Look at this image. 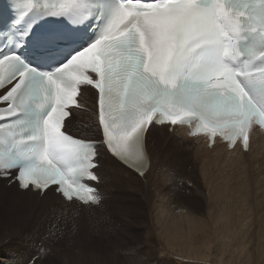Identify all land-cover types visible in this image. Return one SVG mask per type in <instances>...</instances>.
I'll list each match as a JSON object with an SVG mask.
<instances>
[{
    "label": "snow or ice",
    "instance_id": "6c2138e0",
    "mask_svg": "<svg viewBox=\"0 0 264 264\" xmlns=\"http://www.w3.org/2000/svg\"><path fill=\"white\" fill-rule=\"evenodd\" d=\"M32 17L0 51V179L99 204L101 149L134 170L156 125L191 124L248 144L264 127V0H13ZM64 21L23 48L40 20ZM95 90L100 139L69 134L78 93ZM140 175H144L140 171Z\"/></svg>",
    "mask_w": 264,
    "mask_h": 264
},
{
    "label": "rangeland",
    "instance_id": "374dc122",
    "mask_svg": "<svg viewBox=\"0 0 264 264\" xmlns=\"http://www.w3.org/2000/svg\"><path fill=\"white\" fill-rule=\"evenodd\" d=\"M75 109L82 110L81 107ZM78 121L75 116L71 125L79 126ZM162 128L165 132H172L166 129L165 125ZM78 130L79 128L77 131L69 128V133L79 137H91L93 140L99 138L92 133L84 135ZM150 132L151 138H147V145L151 146L154 154L159 142L154 136L158 131L151 129ZM167 145L168 151L154 155L155 165L148 175L152 186L147 208L146 201H143L145 190L134 185L128 187L123 172L108 162L106 156L109 155L101 152L98 173L100 183L89 181L92 185L95 184L96 186H93L102 194L99 204L89 205L91 208L101 206V209L86 215L84 212H78L82 213L83 219L79 222L75 220L73 224L63 223L56 218L54 221L57 223L53 222L52 231L32 229L29 227V220L35 217V210L45 211L47 207L34 203L28 205L25 201H16L14 204L8 195L0 194L1 236L6 229L12 232L10 238L13 240L16 233H21V237L31 236L33 233L34 239L28 248L41 249L46 245L49 249L56 248L57 264H65L69 253L71 264H109L107 258L118 249L121 250L120 260L114 264H264V151L259 155L243 150L244 155L226 154L219 147L216 151L205 152L197 147L196 142H186L180 136H176L173 141L168 139ZM148 150L150 152V148ZM204 161H207L206 164H203ZM212 165L216 167L213 168ZM216 174L220 178L216 177ZM6 180L8 181L4 179L3 186L7 184ZM37 234L43 235L45 239H41ZM190 241H196L198 244L204 241L208 249L202 253L188 251L185 244ZM3 243H0V247L9 245L5 244L7 241ZM19 250L25 252L23 248ZM36 252L38 253H32L34 255L28 257L26 264H33L36 259L41 263L50 264V251ZM126 252H130L131 260ZM101 253L105 257H101ZM5 262L0 259L1 264Z\"/></svg>",
    "mask_w": 264,
    "mask_h": 264
},
{
    "label": "bare ground",
    "instance_id": "6f19581e",
    "mask_svg": "<svg viewBox=\"0 0 264 264\" xmlns=\"http://www.w3.org/2000/svg\"><path fill=\"white\" fill-rule=\"evenodd\" d=\"M79 98H80V102H79V106L82 108V110H76L74 111V115L77 116V118L79 119V123L80 125L79 126H74V125H70L69 128H73L75 129V131H77V128H79L78 132L84 134V135H90V133H92L93 135L99 137L98 139H100V134L98 132V112H97V96H96V93H95V90H89V91H86L83 93V95H79ZM163 125L161 126H155V127H152L151 129L152 130H156L158 131L157 135L154 136V138H157L159 139V142L157 143V146L155 148V152L153 154L152 152V148L151 146H148L147 145V140H146V153H147V158H148V161H149V166H148V169L146 170V172L144 173V175H140V174H137L136 172L132 171V170H129L127 169L126 167L120 165L118 162H115L114 159L111 157L110 153L106 152V150L104 149H101V152L103 154H106V155H109V156H106L108 162L114 166H116V168L118 170H121L123 172V176L127 179H125V183L128 187H132L133 185L134 186H137V187H141L142 190H145V192H143L144 194V198L145 200L143 201H146V208L149 204V201H150V198H151V180L149 181L148 180V175L152 169V166L155 165V153L159 152L161 155V152L162 154H164L163 151L165 150H169V147L167 145V140L169 139V141H173V139L176 137V136H180V138L186 142H196L198 144L197 147H199L202 151H205V152H208V151H216L219 147L226 153V154H239V155H244L245 153H243V151L241 150L239 144L237 143L235 145V147L232 149V150H227L226 149V144H222V143H219V142H216L212 147L211 149H209L206 145V142L203 140V137L202 136H197V137H188L187 136V133H188V128L183 126V125H175L172 129V132L171 133H168L167 131L165 132L163 130ZM166 129H170L169 125L166 126ZM252 131V134L249 135V143H248V149H247V153L249 154H255V155H259L261 154L263 151H264V133L263 132H258L255 128H251L250 129V132ZM151 132H149L147 138H151ZM71 135H73L74 137H77V138H84V139H87V140H93L91 137H79V136H76L72 133H69ZM153 138V139H154ZM96 139V140H98ZM166 141V142H165ZM155 146V145H154ZM150 148V152H149V149ZM152 152V154H151ZM210 160V159H209ZM202 162V161H201ZM207 161H204L203 164L205 163L206 164ZM212 163V162H210ZM216 163V162H215ZM208 164V163H207ZM223 165V164H222ZM202 166V164L200 165ZM206 169H208L206 167V165H204ZM208 166V165H207ZM213 166V165H212ZM215 166V165H214ZM213 166V168H214ZM231 166V165H230ZM216 167V166H215ZM223 167V166H222ZM251 167V166H250ZM210 168V167H209ZM212 168V169H213ZM219 168V167H218ZM221 168V167H220ZM203 170L204 167H202ZM201 168L200 170L203 171ZM248 169V168H247ZM209 171H212L210 169H208ZM218 170V169H217ZM242 170V169H241ZM216 171V170H214ZM220 172V170H218ZM224 171V170H222ZM172 173V172H171ZM179 173V172H178ZM201 173V172H200ZM211 173V172H210ZM213 173H216V172H213ZM218 173V172H217ZM188 174V173H187ZM203 174V173H202ZM205 174V173H204ZM157 175H160V174H157ZM181 175V174H180ZM192 175V174H190ZM206 175V174H205ZM212 175V174H211ZM215 175V174H214ZM217 175V174H216ZM161 176V175H160ZM169 176V175H168ZM219 175H217L216 177H218ZM222 176V175H221ZM209 177V176H208ZM224 177V176H223ZM139 178V180H138ZM179 178V177H178ZM220 178V177H218ZM226 178V177H225ZM157 179V177H156ZM192 179V178H191ZM162 180V179H160ZM177 180V179H176ZM187 180V179H186ZM3 181L4 179H0V194H5V195H8L9 196V199L11 200V202L14 204H16L15 202L18 201V202H22V201H25L27 202L28 205H30V203H34L35 205L39 204L40 206L42 205H45L47 208L45 211H39V210H35V217L31 218L29 220V224H30V228L32 229H45V230H48V231H52V225H53V222L54 223H57L56 221H54L56 218L58 220H60L61 222L63 223H71L73 224L75 220H78L81 221V219H83L82 217V213H78V212H84L85 215L86 213H90L93 212V211H96V210H99L101 209L102 207L101 206H96L94 208H91V206L89 205V203H87L86 205H83V204H80L78 203L76 200L74 201H64L58 194L57 195H54L52 193H49L48 196H44L43 194L42 195H39V193L37 192H26V191H20L18 190L17 188V184L16 182L14 183H11L9 185L5 184L3 186ZM7 181V180H6ZM164 181V180H163ZM184 181V180H183ZM153 182V180H152ZM157 183H155V185L158 184V181H156ZM187 182V181H186ZM99 183H100V180H99ZM98 183V184H99ZM153 183V184H154ZM165 183V182H164ZM94 186H96L95 184H93ZM98 187V185H97ZM100 187V186H99ZM98 187V188H99ZM154 187V186H153ZM138 189V188H136ZM139 190V189H138ZM153 190V189H152ZM141 192V191H139ZM142 195V194H141ZM143 197V196H142ZM5 198V197H4ZM142 201V200H141ZM10 202V201H9ZM123 203V202H122ZM128 203V202H127ZM144 203V202H143ZM176 203V202H175ZM8 204V203H7ZM25 204V203H24ZM23 204V205H24ZM33 204V205H34ZM117 204V203H116ZM115 204V205H116ZM120 204V203H119ZM12 205V204H11ZM27 205V206H28ZM26 206V208H27ZM119 206V205H118ZM126 206V205H125ZM144 206V204H143ZM142 206V207H143ZM8 207V206H7ZM12 207V206H11ZM32 207V206H31ZM99 207V208H98ZM34 209V207H32ZM97 208V209H96ZM121 208V207H119ZM130 208V207H129ZM9 209V208H8ZM16 209V208H15ZM25 209V208H24ZM7 210V208H6ZM14 210V209H13ZM178 210V209H177ZM8 211V210H7ZM173 211V210H172ZM13 212V211H12ZM76 213V214H74ZM17 215V214H15ZM84 215V216H85ZM104 215V214H103ZM21 217H22V214H21ZM29 217V216H28ZM96 218V217H95ZM106 219V218H105ZM111 219V218H110ZM26 220V219H25ZM94 220V219H93ZM96 220V219H95ZM107 220V219H106ZM27 221V220H26ZM25 221V222H26ZM89 221V220H88ZM101 222V221H100ZM112 222V221H111ZM15 223V222H14ZM18 223V222H17ZM22 224V222H20ZM119 223V222H118ZM26 224V223H25ZM86 224V223H85ZM123 224V223H122ZM14 225V224H13ZM18 225V224H17ZM16 225V226H17ZM9 226V225H8ZM23 226V225H22ZM80 226V225H79ZM21 227V226H20ZM61 227V225H60ZM4 228V226H3ZM18 229V227H15ZM56 228V227H55ZM67 228V227H66ZM65 228V229H66ZM79 228V227H78ZM85 228V227H84ZM2 229V228H1ZM5 229V228H4ZM22 229V227H21ZM54 229V228H53ZM88 230V229H86ZM44 231V230H43ZM57 231V230H56ZM68 231V230H67ZM84 231V230H83ZM16 232H18L16 230ZM58 232V231H57ZM66 232V231H65ZM86 232V231H85ZM96 232V231H95ZM3 233V232H2ZM12 232L8 231L6 229V231L4 232V234L1 236L0 234V243H3V242H8V243H5V244H9L7 246H1L0 247V259L1 260H5L6 262L4 264H26L27 263V259L28 257L32 255V253H38L36 251H39L41 250L44 251V252H48L50 251V254H45L48 255V261L51 260L50 264H55L56 263V259H57V256H58V252L56 250V248H52V249H49L50 247L48 245L44 246V248H41V249H29L28 248V245L32 244L33 242V237H34V234L32 233L31 236L29 235H25L24 237H21V233H16V237L15 239L13 240L12 238H10V236L12 235L11 234ZM35 233V232H34ZM40 233V232H39ZM63 233V232H62ZM68 233V232H67ZM72 233V232H71ZM82 233V232H81ZM90 233V232H89ZM93 233V232H92ZM147 233V232H146ZM11 234V235H10ZM19 234V236H18ZM49 234V232H48ZM55 234V233H53ZM59 234V233H58ZM51 235V234H50ZM57 236V234H55ZM70 235V234H69ZM76 235V234H75ZM206 235V234H205ZM37 236H39L41 239H45V237L41 234H37ZM72 236V235H71ZM70 236V238H71ZM77 236V235H76ZM69 237V236H68ZM67 237V239H69ZM10 238V239H9ZM82 238V237H81ZM88 238V237H87ZM62 239H66V238H62ZM60 240V239H58ZM200 240V239H199ZM50 241V240H48ZM55 241L56 238H55ZM61 241V240H60ZM77 241V240H76ZM81 241V239H80ZM109 241V240H107ZM205 241V240H204ZM203 241L202 244H198L196 241L195 243L193 241H190L188 242L187 244H185V248L186 250L188 249V251H191V252H196V253H202L203 251L207 250L208 249V245L207 243H205ZM47 242V241H46ZM92 242V241H91ZM202 242V241H201ZM14 243V244H13ZM54 243V242H53ZM104 243V242H103ZM4 244V243H3ZM46 244V243H45ZM74 244V243H73ZM102 244V243H100ZM106 244V243H104ZM57 245V244H55ZM59 245V244H58ZM65 245V244H64ZM68 245V244H67ZM112 245V244H111ZM198 245V246H196ZM210 245V244H209ZM73 246V245H71ZM107 246V245H106ZM115 246V244H114ZM56 247V246H54ZM75 247V245H74ZM110 247V246H109ZM178 247V246H176ZM19 248H23L25 249V252H20ZM60 248V247H59ZM58 248V249H59ZM69 248V247H68ZM67 248V250H68ZM105 248V247H104ZM66 249V247H65ZM109 249V248H108ZM71 250V248H70ZM82 250V249H81ZM61 252V250H59ZM88 251V250H87ZM110 251V250H109ZM119 251H121L120 249L117 250V252H113V255L110 254L109 258H107V261L109 264H114V263H118V261L120 260L119 259ZM125 251V250H124ZM174 251V249H173ZM64 252V251H62ZM89 252V251H88ZM102 252V251H101ZM112 252V250H111ZM66 253V251H65ZM74 253V252H73ZM92 253V252H91ZM106 253V252H105ZM128 253L127 256L129 258V260H131V256H130V252H126ZM125 253V254H126ZM80 254V253H79ZM88 254V253H87ZM99 254V253H98ZM107 254V253H106ZM121 254V253H120ZM123 254V253H122ZM70 255V253H69ZM69 255H67L66 257V262L65 264H71V262L69 261ZM78 255V254H77ZM92 255V254H91ZM109 255V254H108ZM107 255V256H108ZM138 255H140L138 253ZM211 255V254H210ZM89 256V255H88ZM93 256V255H92ZM99 256V255H98ZM105 255L101 253V257ZM15 257V259H14ZM42 256L40 255V258ZM73 257V256H72ZM122 257V256H121ZM125 257V256H124ZM134 257H136L134 255ZM139 257V256H138ZM80 258V257H79ZM93 258V257H92ZM65 259V258H64ZM122 259V258H121ZM127 259V257H126ZM125 259V260H126ZM140 259V258H139ZM207 259V258H206ZM209 259V258H208ZM91 260V259H90ZM100 260V259H99ZM105 260V259H104ZM123 260V259H122ZM134 260V259H133ZM47 261V262H48ZM82 261V260H81ZM94 261V260H92ZM98 261V260H97ZM100 261H103V260H100ZM138 261V260H137ZM46 262V263H47ZM121 262V261H120ZM209 262V261H208ZM211 262V261H210ZM87 263V261H86ZM124 263V262H122ZM135 264V262H133ZM33 264H45V263H41V261L39 259H36ZM57 264V263H56ZM96 264H99V263H96ZM106 264V263H105ZM126 264V263H125ZM242 264V263H241Z\"/></svg>",
    "mask_w": 264,
    "mask_h": 264
},
{
    "label": "water",
    "instance_id": "95a60500",
    "mask_svg": "<svg viewBox=\"0 0 264 264\" xmlns=\"http://www.w3.org/2000/svg\"><path fill=\"white\" fill-rule=\"evenodd\" d=\"M148 166H149V161H148V158H147V163L145 164V166L142 169H139V170H136V171H138L139 173H140V171L145 172L148 169Z\"/></svg>",
    "mask_w": 264,
    "mask_h": 264
}]
</instances>
